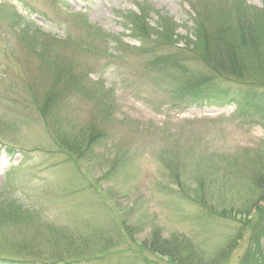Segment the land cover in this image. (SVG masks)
Here are the masks:
<instances>
[{"label":"rangeland","instance_id":"obj_1","mask_svg":"<svg viewBox=\"0 0 264 264\" xmlns=\"http://www.w3.org/2000/svg\"><path fill=\"white\" fill-rule=\"evenodd\" d=\"M235 1L0 0V203L18 209L0 221V258L39 245V264H49L73 240L83 243L85 264H173L149 250L158 231L224 242L204 229L187 195L216 180L209 187L217 203L245 209L254 168L241 157L261 151L264 159V108L180 112L169 95L206 71L183 44L172 45L185 39L191 18L215 32ZM245 1L264 8V0ZM159 15L178 24V37L143 41V28L155 31ZM149 53L180 68L153 74ZM54 74L70 85L60 84L51 112L85 141L88 159L65 150L51 133L55 117L40 113ZM88 128V137H102L96 146L86 143ZM56 228L63 237L48 247ZM246 248L245 240L229 264H239Z\"/></svg>","mask_w":264,"mask_h":264},{"label":"trees","instance_id":"obj_2","mask_svg":"<svg viewBox=\"0 0 264 264\" xmlns=\"http://www.w3.org/2000/svg\"><path fill=\"white\" fill-rule=\"evenodd\" d=\"M191 18V17H190ZM160 16L156 30H150L146 26L143 41L149 37L161 39H175L179 26L172 20ZM192 28L187 32L185 39L172 46L183 44L187 54L192 55L206 71L198 72L195 78L186 87L172 89L169 101L176 109L188 111L193 108H213L235 106L241 112H260L264 108V8L252 7L245 0H236L229 10V15L220 19L219 27L215 32L206 31L203 24L197 19H192ZM172 34H166L167 30ZM168 42V40H166ZM144 45L147 43L143 42ZM147 65L150 72L158 73L163 69L178 70L180 63L176 59L163 62L155 60L152 53L148 54ZM70 85V80L65 75H53V84L46 97L45 105L40 113L47 120L55 117L59 128H52L54 138L61 141L62 147L75 154L78 158H89L83 139L74 138L62 130V124L51 112V106L61 95L57 91L60 84ZM171 87V86H170ZM103 90V89H102ZM104 92V91H103ZM82 132V131H81ZM91 133V129L85 130V136ZM101 136L91 134L86 143L88 146H96L101 141ZM261 151L256 154H243L241 161L244 165L252 163V175L250 177L251 191L246 197L245 209L218 204L217 194H212L210 185L205 181L198 184L191 197L192 202L201 210V219L204 229L217 230L223 235L224 242L211 245L209 242L196 243L182 236L173 235L167 239L160 231L149 250L169 258L173 264H229L233 253L240 247L243 241H247V248L243 256H239V264H261L263 251L261 237L264 232V159ZM254 161H258L255 163ZM261 164V165H260ZM236 165V162H235ZM234 166L227 168L228 174L234 170ZM259 166V167H258ZM260 168V169H257ZM219 171H215L218 173ZM210 177H214L211 174ZM179 184L178 181H173ZM12 201L5 200L0 203V221H6L10 214L18 216V209H12ZM237 209V210H235ZM240 209V210H239ZM255 210V214L253 211ZM258 210V211H257ZM257 211V212H256ZM5 219V220H2ZM29 220L30 217H27ZM206 231V232H207ZM53 236L47 241L48 247L63 237L59 228L52 229ZM59 238V239H58ZM83 243L76 245L75 241H69V250L56 257L49 264H85L88 256L82 252ZM98 246L102 250V245ZM90 250V249H89ZM40 253V247L31 251L24 248L13 251L15 256L0 258V264H39L36 257ZM91 255V253H88Z\"/></svg>","mask_w":264,"mask_h":264}]
</instances>
